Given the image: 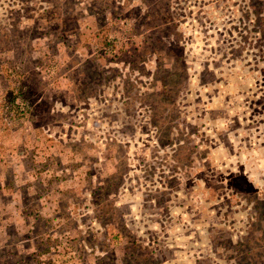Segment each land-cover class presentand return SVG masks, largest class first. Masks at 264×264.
<instances>
[{"label":"rangeland","instance_id":"rangeland-1","mask_svg":"<svg viewBox=\"0 0 264 264\" xmlns=\"http://www.w3.org/2000/svg\"><path fill=\"white\" fill-rule=\"evenodd\" d=\"M0 264H264V0H0Z\"/></svg>","mask_w":264,"mask_h":264}]
</instances>
